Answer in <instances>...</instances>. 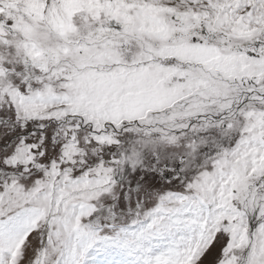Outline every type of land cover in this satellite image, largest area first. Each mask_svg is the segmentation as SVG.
<instances>
[{"label":"snow or ice","instance_id":"1","mask_svg":"<svg viewBox=\"0 0 264 264\" xmlns=\"http://www.w3.org/2000/svg\"><path fill=\"white\" fill-rule=\"evenodd\" d=\"M0 264H264V0H0Z\"/></svg>","mask_w":264,"mask_h":264}]
</instances>
